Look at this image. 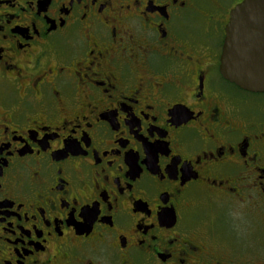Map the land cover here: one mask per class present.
Wrapping results in <instances>:
<instances>
[{
    "label": "flooded vegetation",
    "instance_id": "af4514ba",
    "mask_svg": "<svg viewBox=\"0 0 264 264\" xmlns=\"http://www.w3.org/2000/svg\"><path fill=\"white\" fill-rule=\"evenodd\" d=\"M243 1L0 0V264H264Z\"/></svg>",
    "mask_w": 264,
    "mask_h": 264
},
{
    "label": "water",
    "instance_id": "95a60500",
    "mask_svg": "<svg viewBox=\"0 0 264 264\" xmlns=\"http://www.w3.org/2000/svg\"><path fill=\"white\" fill-rule=\"evenodd\" d=\"M220 72L243 90L264 92V0H244L231 12Z\"/></svg>",
    "mask_w": 264,
    "mask_h": 264
},
{
    "label": "rangeland",
    "instance_id": "374dc122",
    "mask_svg": "<svg viewBox=\"0 0 264 264\" xmlns=\"http://www.w3.org/2000/svg\"><path fill=\"white\" fill-rule=\"evenodd\" d=\"M255 220V219H254ZM256 221V220H255ZM253 224H255V222L253 221Z\"/></svg>",
    "mask_w": 264,
    "mask_h": 264
}]
</instances>
